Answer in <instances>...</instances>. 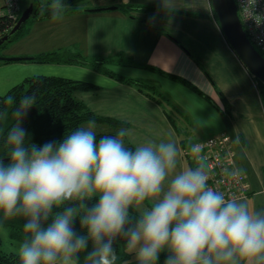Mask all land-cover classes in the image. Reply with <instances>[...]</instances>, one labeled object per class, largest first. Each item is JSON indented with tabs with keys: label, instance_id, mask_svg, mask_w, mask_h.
I'll use <instances>...</instances> for the list:
<instances>
[{
	"label": "clouds",
	"instance_id": "9594fccd",
	"mask_svg": "<svg viewBox=\"0 0 264 264\" xmlns=\"http://www.w3.org/2000/svg\"><path fill=\"white\" fill-rule=\"evenodd\" d=\"M67 8L48 0L41 13L55 21ZM36 102L35 92L18 104L8 96L7 127L0 110L9 158H0V214L24 220L20 264H117L118 240L137 264H158L164 251V264H264V209L209 186L202 144L188 149L196 166L182 170L175 141L130 149L127 129L98 139L94 120L37 146L22 127Z\"/></svg>",
	"mask_w": 264,
	"mask_h": 264
},
{
	"label": "crops",
	"instance_id": "0c3cea01",
	"mask_svg": "<svg viewBox=\"0 0 264 264\" xmlns=\"http://www.w3.org/2000/svg\"><path fill=\"white\" fill-rule=\"evenodd\" d=\"M85 3L87 6L80 8L111 5L116 8L63 13L55 21L50 18V29H42L46 37L43 45L26 46L19 55L31 57L75 45L88 57L115 59L121 54L130 58L138 65L117 63L118 67L112 71L141 79L153 85L160 95L156 93L150 98L134 85L89 70L90 76L79 80L92 82L99 88L77 91L74 96L99 115L126 121L127 138L135 147L148 140L159 143L171 139L182 150L206 137L228 134L236 152V167L246 176L249 186L243 199L256 209H264V107L254 78L222 33L211 1L87 0ZM121 5L131 7L129 15L117 8ZM7 64L18 74L17 78L6 79L12 86L36 74L78 77L70 72L46 74L49 72L33 68L45 63ZM57 65L75 69L79 66ZM123 65L136 69H122ZM139 70L146 72L145 77ZM188 167L191 165L181 153L178 170Z\"/></svg>",
	"mask_w": 264,
	"mask_h": 264
},
{
	"label": "trees",
	"instance_id": "16d2710c",
	"mask_svg": "<svg viewBox=\"0 0 264 264\" xmlns=\"http://www.w3.org/2000/svg\"><path fill=\"white\" fill-rule=\"evenodd\" d=\"M86 1L87 0H65L68 8L64 13L86 11L85 8L82 9L80 8V5L78 6V4H84ZM20 3V12L15 19L0 17V37L5 35L11 29V27L17 21L19 15L24 10V6L33 5V12L28 20L16 32L10 35L9 40L3 42L0 47L7 42L24 37L29 31L28 26L33 22L51 18L47 12H44L43 14L41 13L42 5L46 6L48 0H21ZM117 8H119L126 15L130 14L131 7L129 6L121 5ZM213 15L216 19L214 12ZM72 49L64 48L45 51L33 55L28 60L24 61L45 64H85L89 65L93 70L109 75L119 82L136 86L140 91L144 92L150 98H153V95L158 93L153 85H150L138 78L119 75L106 67V64L113 61H116L117 63L134 64L137 66L138 64L134 63L130 58L123 57L121 54L115 59L114 57L102 56L88 57L82 54L78 48ZM257 50L262 55H264L261 50ZM10 62L14 61H0V63L3 64ZM147 68L175 79L173 75L165 74L164 72L152 66H147ZM254 81L256 83L262 107H264V83L256 78H254ZM97 88H99V86L96 84L79 79L55 75H31L11 86L4 94H0V110L7 109L9 111V120L6 127L10 126L11 123H13L11 119V109L5 105L3 101L8 96H12L18 104L22 96L32 92L37 93L36 104H34L33 107L28 111L27 116L22 122V127L26 129L29 134V142L37 146H43L49 141L61 142L65 135L69 134L71 131H74L77 127L83 126L89 120H94L96 124H104L106 127V130L96 131L98 139L103 135H115L121 128L128 129L129 124L126 121L110 116L99 115L89 109L84 102L78 100L74 96V93L77 91H91ZM158 94L160 95V93ZM124 142L125 145L130 149L135 148V146L128 140L127 136L124 138ZM5 152L6 147L4 145L3 138L0 137V158H3L5 163H7L8 160H6V158L8 157L4 155ZM97 201L98 198H94L93 200L88 201V204L91 206ZM23 223V218L4 220L2 214H0V225L7 228L10 231L11 237L15 238L16 240L22 241L24 238L25 234L23 232ZM74 229L78 234H84L80 227L79 218H77L74 222ZM114 247L116 248L117 254L120 257V259L117 261V264H137V262L131 261V254L126 251L123 240H118L114 244ZM88 250H91V244H89ZM167 255L168 253L162 252L160 254L159 261H164ZM82 261L83 255L81 256V262ZM0 264H20L18 254L15 252H3L0 249Z\"/></svg>",
	"mask_w": 264,
	"mask_h": 264
},
{
	"label": "built area",
	"instance_id": "2783aa9c",
	"mask_svg": "<svg viewBox=\"0 0 264 264\" xmlns=\"http://www.w3.org/2000/svg\"><path fill=\"white\" fill-rule=\"evenodd\" d=\"M21 0H0V17L15 19L20 12ZM243 29L253 45L264 53V0H235ZM200 143L202 163L209 175V186L223 192L227 197H247L249 186L246 176L236 167V152L228 134L209 136L192 144ZM184 146L182 156L191 167L195 161ZM233 173H236L233 175Z\"/></svg>",
	"mask_w": 264,
	"mask_h": 264
},
{
	"label": "water",
	"instance_id": "95a60500",
	"mask_svg": "<svg viewBox=\"0 0 264 264\" xmlns=\"http://www.w3.org/2000/svg\"><path fill=\"white\" fill-rule=\"evenodd\" d=\"M219 27L235 55L241 61L253 78L264 83V55H262L247 37L241 24L235 0H210ZM116 6L88 8V12H98L115 9ZM33 5H29L19 15L11 29L0 37V45L9 40L10 35L16 32L30 17ZM30 57H1L0 61H24ZM9 158H6L8 160Z\"/></svg>",
	"mask_w": 264,
	"mask_h": 264
},
{
	"label": "rangeland",
	"instance_id": "374dc122",
	"mask_svg": "<svg viewBox=\"0 0 264 264\" xmlns=\"http://www.w3.org/2000/svg\"><path fill=\"white\" fill-rule=\"evenodd\" d=\"M87 4L88 3H85V4L81 3V4H78V6L79 5L87 6ZM28 6L29 5L24 6V9L27 8ZM51 25H52V21L50 22L49 19H44L41 21L33 22L31 25L28 26L29 31L24 37L17 39V40L7 42L6 44L0 47V56L1 57H24L23 55H19L21 50H23L26 46L34 47V48L36 45L42 46L44 41L46 40L45 33L43 32L42 29H50ZM72 48H77V46L75 47V45H71V49ZM75 67H78V68L75 69V68H72V66L67 67L64 65H57L56 63H54V64H37V66H34L33 68H35L37 71H40V72H43V71L49 72L46 74H59V73H66V72H68L67 74H69L70 72L72 76H78L76 79L85 78V77L90 76L89 70H93L89 65H85V64L84 65L79 64V66H75ZM106 67L110 70L115 71V68L118 67L117 62L116 61L110 62L106 64ZM121 67L122 69H130L132 71L136 69L134 67L124 66V65ZM139 71L143 73L141 76L145 77L146 72L141 71V70ZM16 76H18V74L15 73L14 70H12V68H9V64L0 63V94H4L8 90V88L12 86L10 83L6 81V79H8V77L13 79ZM104 127H105L104 124H96L95 130L103 131L105 130ZM20 242L21 240H16L15 238L11 237L10 231L7 228L0 225V249L1 251L17 253ZM131 261L136 262L134 254L133 255L131 254ZM158 264H164V261H159Z\"/></svg>",
	"mask_w": 264,
	"mask_h": 264
}]
</instances>
